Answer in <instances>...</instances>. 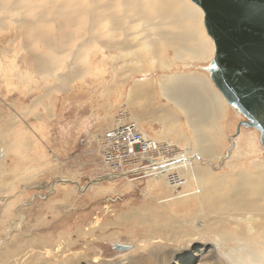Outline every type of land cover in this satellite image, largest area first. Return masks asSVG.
Wrapping results in <instances>:
<instances>
[{"label": "bare ground", "instance_id": "1", "mask_svg": "<svg viewBox=\"0 0 264 264\" xmlns=\"http://www.w3.org/2000/svg\"><path fill=\"white\" fill-rule=\"evenodd\" d=\"M204 17L193 0H0V30L8 26L9 31L13 24L15 31L6 40L7 47H0V55H9L17 40L27 38L36 79L20 70L14 74L26 76L28 83L49 82L35 83L40 93L31 96L24 112L31 113L56 91L69 92L76 79L90 72L91 57L97 54L102 67L109 60V70L113 75L117 72L121 86L130 84L126 108L112 128L134 123L131 131H138L147 151L146 156L138 153L133 167L142 158L164 166L162 173L149 176L142 190L151 197L149 202L122 217L137 219L139 232L145 234L139 241L148 243L145 255L127 264H198L197 255L211 261L216 248L229 264H264L263 123L250 125L254 113L229 102L218 88L216 45ZM2 61L0 57L1 75ZM13 67L7 70L8 85ZM14 123V138H8L4 125L0 133L3 158L12 156V165L0 162L5 167L0 166V264H88L84 252L66 256L69 249L64 241L69 234L65 231L56 241H38L30 235L17 239L19 234L8 240L7 230L15 228L11 222L16 217L21 222L26 219L18 195L8 197L17 194L13 179L22 177L24 167L28 172L41 160L54 161L38 152L37 142L30 153L29 141ZM200 158L220 163L221 169L214 171ZM118 173L112 174L120 177ZM163 215L168 216L161 220ZM195 241L199 245L193 246ZM177 251L186 252L174 258Z\"/></svg>", "mask_w": 264, "mask_h": 264}, {"label": "rangeland", "instance_id": "2", "mask_svg": "<svg viewBox=\"0 0 264 264\" xmlns=\"http://www.w3.org/2000/svg\"><path fill=\"white\" fill-rule=\"evenodd\" d=\"M13 28L12 24L9 26L11 32L8 31V26L0 30V47H7L6 40L15 32ZM26 40L28 39L24 42L17 40L12 45L14 53L0 55L3 59L1 65L6 69L5 73L3 71L2 75L0 74V133L4 125L8 130V138H14L16 133L11 130L12 122L16 121L14 127L22 129L21 136L24 141H29L30 153L35 149L34 142H37L38 152L43 151L47 157L52 156L54 161L52 164H45L41 160L36 165H31L28 172L24 167L22 171L25 172L22 177L19 176L22 179H13L12 183L18 185L15 190L17 194L8 193V197L18 195L21 203L19 206L23 207L26 219L21 222L16 217L13 223L11 222L15 228L12 227V231L7 230L8 240L19 234L17 239L30 235L38 237V241H44L46 238L56 241L60 233L65 231V235L69 234L64 241L69 249L66 256H70L74 251L84 252L88 264H127V260L145 255L148 243L144 245L139 241L145 234L139 232L142 227L138 220L131 215L129 219L122 217L124 212L144 207L149 202L151 197L142 192L149 177H142L141 173L129 177L116 171L120 174V177H117L112 174L113 170H106L104 167L100 149L101 139L115 126V119L122 115L126 108V91L130 84L121 86L117 72L115 76L109 70V60L107 66L102 67L101 56L97 54L94 59L91 57L93 65L90 72L84 79H76L69 92L56 91L31 113L24 112L31 105V96L40 93L36 84H49L41 79L36 80V84L27 82L26 76L36 79V75L32 72L35 63L33 51L32 48L26 47ZM10 66L15 67L10 73L12 78L8 85L7 70ZM187 66L189 65H186V68ZM184 67L182 66L183 69ZM18 70L27 75L17 77L14 73ZM160 73L157 69L156 74ZM53 99L55 100L52 106L50 101ZM125 123L128 122L120 125ZM153 129L159 131V125L154 124ZM7 132H4L5 137ZM9 133L14 135L10 136ZM34 138L37 140L34 141ZM3 143L0 136V149L3 148ZM2 151L0 162L4 160L3 163L12 165V156L8 153L4 159ZM199 160L202 164L211 166L214 171L221 169L220 163L216 165L214 161H205L203 158ZM0 166L5 168L2 164ZM149 213L154 215L152 210H148ZM166 216L168 215H163L161 220ZM185 226L187 225H181L182 228ZM131 234L135 235L132 237ZM3 236L6 237L4 234ZM198 241L193 242V246L199 245ZM207 242L209 243L207 240L204 243ZM197 256L200 259L197 257L195 263L198 261V264H229L223 251L217 248L211 261L209 257H204L205 260ZM207 260L210 262L207 263Z\"/></svg>", "mask_w": 264, "mask_h": 264}, {"label": "water", "instance_id": "3", "mask_svg": "<svg viewBox=\"0 0 264 264\" xmlns=\"http://www.w3.org/2000/svg\"><path fill=\"white\" fill-rule=\"evenodd\" d=\"M193 1L216 45L218 88L264 128V0Z\"/></svg>", "mask_w": 264, "mask_h": 264}, {"label": "built area", "instance_id": "4", "mask_svg": "<svg viewBox=\"0 0 264 264\" xmlns=\"http://www.w3.org/2000/svg\"><path fill=\"white\" fill-rule=\"evenodd\" d=\"M135 127L133 122H128L123 125H118L110 129L103 137L101 143V154L104 167L106 170L122 171L121 174L133 177L142 174V177H149L156 173H162L164 164L161 162L152 161L150 158H142L137 167H133L132 162L136 161L137 155H145L146 146L141 142L138 131H131ZM130 144L134 145L130 148ZM146 156V155H145ZM174 160L169 159L168 162ZM168 164V163H167ZM175 180L171 177L170 181ZM180 186H178L179 188Z\"/></svg>", "mask_w": 264, "mask_h": 264}, {"label": "snow or ice", "instance_id": "5", "mask_svg": "<svg viewBox=\"0 0 264 264\" xmlns=\"http://www.w3.org/2000/svg\"><path fill=\"white\" fill-rule=\"evenodd\" d=\"M185 252L186 251H177L174 258L178 257L179 255H182Z\"/></svg>", "mask_w": 264, "mask_h": 264}]
</instances>
